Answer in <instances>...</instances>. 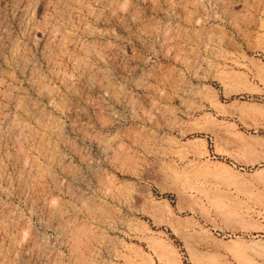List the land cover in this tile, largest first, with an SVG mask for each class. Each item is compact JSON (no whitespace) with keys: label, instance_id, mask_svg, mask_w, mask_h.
Instances as JSON below:
<instances>
[{"label":"rangeland","instance_id":"obj_1","mask_svg":"<svg viewBox=\"0 0 264 264\" xmlns=\"http://www.w3.org/2000/svg\"><path fill=\"white\" fill-rule=\"evenodd\" d=\"M0 264H264V0H0Z\"/></svg>","mask_w":264,"mask_h":264},{"label":"bare ground","instance_id":"obj_2","mask_svg":"<svg viewBox=\"0 0 264 264\" xmlns=\"http://www.w3.org/2000/svg\"><path fill=\"white\" fill-rule=\"evenodd\" d=\"M78 1V0H77ZM82 1V0H81ZM79 2H80V0H79ZM167 2V1H166ZM76 3V2H75ZM78 3V2H77ZM83 3V2H82ZM167 4V3H166ZM108 6V5H107ZM150 29V28H149ZM164 35V34H163ZM85 49V48H84ZM90 50V49H89ZM85 51V50H84ZM95 51V49L93 50V52ZM63 52V51H62ZM86 52V51H85ZM90 52V51H89ZM96 52H97V50H96ZM96 52H94L95 54H96ZM87 53H88V51H87ZM86 53V54H87ZM94 54V55H95ZM102 54V53H101ZM97 55V54H96ZM98 56L99 55H97V56H95V57H97L98 58ZM101 58V57H100ZM69 60V59H68ZM78 61V60H77ZM76 61V62H77ZM79 63V64H78ZM83 62H81L80 63V61L79 62H77V65H79V67L80 68H84V66L86 67V65H84L85 63H83ZM51 64H52V61H51ZM54 64V63H53ZM78 69V68H77ZM85 69V68H84ZM90 70H92V68L91 69H85V71L84 72H86V74L88 75V76H90L91 74H92V71H90ZM103 71V70H102ZM35 74H33V76H34ZM63 76V75H62ZM35 77V76H34ZM37 78L38 77H35V79H36V82H37ZM65 81V80H64ZM35 82V83H36ZM40 83V82H39ZM65 83H68V82H65ZM42 83H40L39 85H41ZM43 86V85H42ZM41 86V87H42ZM37 89H38V87H37ZM39 89H42V88H39ZM45 90H47L46 88H44ZM106 89V88H105ZM108 89V88H107ZM110 89V88H109ZM45 90H43V92L45 91ZM39 91V90H38ZM39 92H41V90L39 91ZM55 92V91H54ZM110 92V91H109ZM44 95V94H43ZM45 95H47V94H45ZM111 95V96H110ZM109 96L111 97V99H113V100H116L115 99V96H114V93H111V94H109ZM48 97V96H47ZM118 100V99H117ZM116 103V102H115ZM15 104V103H14ZM17 104V103H16ZM16 104L14 105L15 107H16ZM19 104V103H18ZM17 104V105H18ZM20 105V104H19ZM23 107V106H22ZM18 108V107H17ZM19 108H20V110H21V107L19 106ZM31 113V112H30ZM35 116V115H34ZM5 118H6V116H5ZM40 118V117H39ZM9 119V118H8ZM13 119V118H12ZM6 120V119H5ZM8 121V125H10V123H12V120H7ZM6 121V122H7ZM11 121V122H10ZM7 124V123H6ZM15 123L13 122V124H11V129H12V131H13V134H15V135H18V133L19 132H21L22 130H24V129H21L20 127H18L17 125H14ZM50 126H52V125H50ZM53 127V126H52ZM23 128V127H22ZM56 129V128H55ZM52 131H53V129H52ZM25 132V131H24ZM23 133V132H22ZM19 137H20V135H19ZM16 139V138H15ZM96 139V138H95ZM94 139V140H95ZM42 140V139H41ZM97 140V139H96ZM43 141V140H42ZM89 141H91V140H89ZM96 142V141H95ZM97 142H98V144H99V147L100 148H102V149H105V148H107L108 146H109V144H110V141L109 140H101V139H99V140H97ZM256 143H258V144H261L262 143V141H260V140H257V142ZM263 144V143H262ZM39 145V144H38ZM64 145V144H63ZM71 148V147H70ZM41 150H43L44 152H41V153H45V156H47V157H51V154H50V152L48 151V146H47V144H45L44 142L43 143H41ZM117 155V154H116ZM18 157V156H17ZM25 157H26V155H25ZM53 157H55L54 155H53ZM23 161H25L26 162V160H24L23 158V156L21 155V157H20ZM55 159V158H54ZM54 159L52 160L51 159V161H53L54 162ZM85 160V159H84ZM57 163V165H61L62 163H63V160H61V159H57V161H56ZM65 162V161H64ZM35 163V162H34ZM45 170V169H44ZM46 171V170H45ZM45 171H43V172H45ZM42 172V171H41ZM45 174V173H44ZM47 174H49V173H47ZM173 174V173H172ZM175 175V174H174ZM176 176V175H175ZM215 208H217V211L220 213V214H222L223 216H226L227 214H228V212L226 211V209H224L223 207L221 208V207H215ZM67 226V225H66ZM79 232V231H78ZM78 239V238H77Z\"/></svg>","mask_w":264,"mask_h":264}]
</instances>
